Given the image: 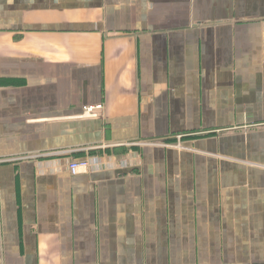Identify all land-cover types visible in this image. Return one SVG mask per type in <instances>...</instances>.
<instances>
[{
    "label": "crops",
    "instance_id": "0c3cea01",
    "mask_svg": "<svg viewBox=\"0 0 264 264\" xmlns=\"http://www.w3.org/2000/svg\"><path fill=\"white\" fill-rule=\"evenodd\" d=\"M0 264H264V0H0Z\"/></svg>",
    "mask_w": 264,
    "mask_h": 264
},
{
    "label": "built area",
    "instance_id": "2783aa9c",
    "mask_svg": "<svg viewBox=\"0 0 264 264\" xmlns=\"http://www.w3.org/2000/svg\"><path fill=\"white\" fill-rule=\"evenodd\" d=\"M101 108H102L101 104L85 107L83 109L81 116L96 117L98 115V110H100ZM68 168L71 174H77L79 172H86L89 169V162L86 159L75 160L69 164Z\"/></svg>",
    "mask_w": 264,
    "mask_h": 264
}]
</instances>
